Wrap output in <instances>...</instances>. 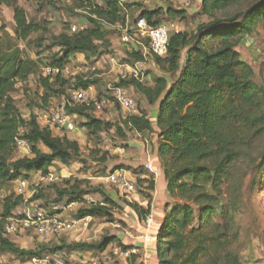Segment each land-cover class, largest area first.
<instances>
[{
	"label": "trees",
	"instance_id": "1",
	"mask_svg": "<svg viewBox=\"0 0 264 264\" xmlns=\"http://www.w3.org/2000/svg\"><path fill=\"white\" fill-rule=\"evenodd\" d=\"M16 0H0V4L13 7ZM79 8L87 12L88 26L70 34L66 25L59 36H53L47 49L51 53L46 67H63L72 63V57L83 55L92 62L102 55V46L111 47L106 25L116 26L124 22V12L119 0H75ZM131 12L139 13L152 26L157 27L165 16L170 20H187V11L169 8L148 10L140 3L129 6ZM16 38L27 42L32 35L45 31L42 24L29 21L24 9L14 7ZM195 30L172 32L169 36L168 55H154L156 65L163 75L155 78L154 85L147 86L138 80H122L117 86L133 87L155 110L149 117L143 111L129 116L124 123L139 134L157 135L163 172L168 184V210L157 230L158 244L148 262L139 264H242L235 244L241 236L238 225L240 204L235 199L222 197L221 186L230 167L240 159L241 147L252 138L264 137V83L255 82L251 65L243 61L237 48L242 41L264 28V0H203L196 13ZM207 20V21H206ZM41 39L38 49L44 48ZM135 62H144L141 53L130 55ZM44 60L17 59L11 69L0 68V186L19 179L29 180L32 174L45 178L51 174L56 163L69 166L81 156V145L68 137L53 135L51 128H42L38 118L25 119L18 111L11 92L18 82H26L38 73ZM175 76L169 81L168 76ZM260 75L264 81V63ZM93 82L78 79L76 88L89 90ZM41 85L44 95L40 98L45 106L56 97L65 96L70 82L61 76H43ZM68 112L85 118L83 127L90 136L98 137L117 125L105 122L91 114L86 107H68ZM24 130L22 138L30 146V157L13 161L16 139ZM121 133V129H118ZM45 150H44V149ZM97 155L98 151L92 153ZM98 162L108 168V155ZM264 164V154H263ZM122 169V168H121ZM118 170V169H117ZM141 167L136 168V172ZM149 184L148 192L155 191V182ZM55 204L83 203L87 194L77 185L67 181L65 189H55ZM151 198V195H148ZM42 196L35 194L32 201ZM22 197H8L4 202L0 220V232L4 235L2 221L14 218V211L22 205ZM142 216L137 205H130ZM116 204L106 199L80 211L77 216L101 218L109 216ZM149 210V209H148ZM3 252L12 253L18 259L42 260L45 251L59 255L68 250L104 251L108 242L98 244L55 243L41 250H23L6 238H2ZM121 249L131 247L121 244ZM130 264H138V257H128ZM50 263H53L51 261ZM49 264V263H48Z\"/></svg>",
	"mask_w": 264,
	"mask_h": 264
},
{
	"label": "rangeland",
	"instance_id": "2",
	"mask_svg": "<svg viewBox=\"0 0 264 264\" xmlns=\"http://www.w3.org/2000/svg\"><path fill=\"white\" fill-rule=\"evenodd\" d=\"M195 3L198 4L199 0H195ZM79 6L80 4H76L75 0H16L13 7L0 4V68L2 70L11 69L17 59L44 60V65L38 73L32 75L26 82H18L11 92V97L19 113L27 120L32 115L37 116L38 124L42 128L44 125L40 121L41 114L64 100H68L70 90L76 86L78 79L84 81V78L88 77L87 82H93L94 84L90 85L96 91V93L93 91L90 94L97 97L104 95L109 85H118L122 80L135 79L144 85L152 86L155 78L164 74L156 65L148 43H144V49L137 52L145 54V56L143 55L145 61L135 62L130 58V55L136 50L132 46L123 44L122 33L119 29L106 25L105 28L110 34L111 47L107 49L102 46L100 50L102 55L92 62H88L91 67L96 68V72L86 75L77 74L76 68L81 67V63L84 62L78 57H72L71 65L74 68V75L69 80L70 88L66 90L65 96L53 98L54 102L45 106L40 100L44 95L41 77L44 76V68L49 60V55L57 54L59 50L54 48L51 53L48 51L41 56L38 55V52L47 49L51 38L61 35L66 25L70 26V30L72 27H76L78 32L88 26L87 12L80 9ZM14 7L24 9L29 21L42 24L45 31L32 35L27 42L18 41ZM124 15V22L126 23L128 19L129 25H133L139 17V13L131 12L129 6L126 7ZM195 16L196 14H187L186 21L170 20L164 16L161 21L165 25H171L173 32L191 31L195 30L197 26ZM41 39H44L46 44L42 50H39L38 43ZM237 51L242 60L254 69L255 82L259 85L263 84L260 70L264 63V28L259 27L254 35L244 39ZM168 79L173 81L175 76L170 75ZM123 88L135 101L136 112L124 113L116 106L113 109L114 118L110 123L117 127L101 133L98 137L90 136L89 131L83 127L85 118L82 117H79L78 120L80 135L69 136L55 130L54 136L70 137L73 141L78 142L81 145V156L69 166L55 164L51 169V173L57 179L55 183L47 184L42 181L40 174H32L27 180L29 183L27 194L22 197V205L14 211V214L18 219H22L29 209L36 211L42 209L51 213L53 206H64L67 198L63 203L55 204L57 199L55 189H65L67 181L71 182V186L77 185L80 191L87 194L84 197L85 201L77 203L73 212H62V219L77 220L80 218L77 216L80 211L89 209L94 204H102L106 199L115 202V209L110 210L109 216L93 218L87 228L76 229L48 240L41 239L33 227L27 230L20 229L16 235L7 237L0 232V264H36L34 260L22 261L12 253L3 252L1 249L2 238L8 239L20 249L32 251L41 250L42 247L50 248L54 243L57 245L59 242L66 244L108 242L104 251L76 252L80 253L78 256L80 258L93 259L101 264H130L128 258H120L114 254V249L121 248V244L129 245L130 250L137 252L134 255L138 257V264L141 263V259H143L142 262L145 261V256L151 257L155 253L158 244L156 233L168 210V202H170L168 184L158 150L161 141L157 135L137 133L125 124L124 120L129 116L138 115L139 111H143L149 117L154 116L156 112L133 87L123 86ZM78 107L82 106L74 107V109ZM118 129H121L123 136L118 132ZM108 149L112 152H108ZM95 151H98V154L92 155ZM240 153V159L230 167L229 174L221 186L222 197L226 200L235 199L240 204V213L237 219L241 228V236L234 249L240 255L242 264H264V137H250L241 147ZM30 154L16 149L13 161L30 157ZM105 154L108 155L106 164L108 168L103 169L106 166L98 161L105 157ZM148 158H150L154 169L153 172L145 168ZM139 167H141V171L136 172V168ZM121 168L129 173V177L135 185V191L132 193L125 192L115 185H107L103 181L113 171ZM144 179L155 182V191L148 192L149 184L139 182ZM19 180L0 186V220L5 200L10 196L18 197L16 189ZM35 194L42 196V199L32 201ZM148 195H151V198H148ZM31 204L34 206L32 207ZM132 204L140 207L141 217L133 211L130 206ZM150 214L154 215V225L149 231L146 219ZM7 222L2 221L3 228ZM149 234L157 239L152 244H146L143 239ZM63 253L68 255L70 252L66 250ZM57 256L45 251L41 258L49 257L53 261L49 264H56L54 260ZM67 260L71 261L69 258ZM69 264L71 263L69 262Z\"/></svg>",
	"mask_w": 264,
	"mask_h": 264
},
{
	"label": "built area",
	"instance_id": "3",
	"mask_svg": "<svg viewBox=\"0 0 264 264\" xmlns=\"http://www.w3.org/2000/svg\"><path fill=\"white\" fill-rule=\"evenodd\" d=\"M142 2V0H119V5L123 10H126L127 6H131ZM112 28L119 29L122 33V42L125 45L132 46L136 52L140 49H144V43H148L150 51L153 55L160 58H166L168 55V42L169 36L173 32L171 25L161 24L157 27L152 26L145 18L138 17L133 25H129L127 19L126 23L111 26ZM77 28L72 27L70 34L77 33ZM81 67L76 68L77 74L95 73L96 68L91 67L88 63H81ZM73 67L71 64H67L63 67H45V76H61L65 80H70L73 73ZM88 77L84 78L87 82ZM54 102V100H51ZM82 106L91 109V113L97 118L101 119L102 116H106L110 120L114 118L113 109L118 106L124 113H135L137 105L128 92L117 85H109L105 94L102 96L94 97L88 90L82 88H76V86L70 90L69 99L64 100L54 108L43 112L40 116V121L44 125V128L57 129L62 132L75 133L78 131L79 117L75 114L68 112V107ZM24 130L20 131V136L16 139V148L25 153H30V146L26 140L22 138ZM108 152H112L108 149ZM145 168L153 172L154 169L151 165L150 158L147 159ZM42 181L47 184H52L57 181L55 175L51 173ZM107 185L118 186L125 192L132 193L135 191V185L129 177V173L125 170L118 169L109 174L104 180ZM29 183L27 180H19L17 183L16 194L18 197H24L27 194ZM77 206V203L65 204L64 206L55 205L52 207V212L47 213L45 210H33L29 209L25 212V217L18 219L14 214V218L8 220L4 228V236L16 235L20 229L27 230L35 228L37 235L44 240L53 238L54 236L69 233L76 229H84L89 227L92 223L93 217L85 216L76 219H62V212H73ZM147 229L150 231L154 225V215L150 214L147 217ZM146 244H152L157 239L149 234L143 237ZM137 252L135 250H123L121 248H115L114 254L120 258H128ZM37 261V260H34ZM51 259L49 257L38 260L40 264H48ZM56 264H101L96 260L87 261H69L64 255L59 254L55 258Z\"/></svg>",
	"mask_w": 264,
	"mask_h": 264
},
{
	"label": "crops",
	"instance_id": "4",
	"mask_svg": "<svg viewBox=\"0 0 264 264\" xmlns=\"http://www.w3.org/2000/svg\"><path fill=\"white\" fill-rule=\"evenodd\" d=\"M202 2H203V0H199L198 4L195 3V0H142V2H140V4L143 5V7L145 9L152 10V11L156 10V9H163L164 11H167L169 8H174V9H178V10H186L188 15H192V14H196L197 12H199V10H200V8L202 6ZM143 55L145 56L144 53H143ZM75 57L76 58L78 57L79 60H83L84 63H88L85 60V57L83 55H76ZM88 91H89V93L92 94V92L95 91L94 87L90 86ZM95 93H96V91H95ZM96 118H97V116H96ZM101 119L103 121H106V122H110L111 121L106 116H102ZM51 130L54 132L57 129H51ZM57 131H59V130H57ZM60 132H62V131H60ZM64 133L68 134L69 136H71V135H80L81 134L79 128H78V131L75 132V133H67V132H64ZM68 138L71 139L70 137H68ZM31 206L33 207L34 205L31 204ZM76 252H81V251L70 252L68 255H66V253L64 254L63 252L60 253V254L64 255L66 257V259L67 258L71 259V261H76V260L87 261L88 260V258H80V257H78L80 255V253H76ZM148 259H150V257L148 255L145 256V261L144 262H148L147 261ZM142 260L143 259H141L140 262H142ZM35 263L36 264H40L37 261H35Z\"/></svg>",
	"mask_w": 264,
	"mask_h": 264
}]
</instances>
